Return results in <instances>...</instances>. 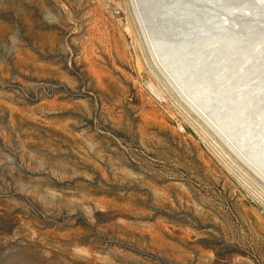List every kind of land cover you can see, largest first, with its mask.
<instances>
[{
    "label": "rangeland",
    "instance_id": "obj_1",
    "mask_svg": "<svg viewBox=\"0 0 264 264\" xmlns=\"http://www.w3.org/2000/svg\"><path fill=\"white\" fill-rule=\"evenodd\" d=\"M126 15L0 0V264H264V195L153 93Z\"/></svg>",
    "mask_w": 264,
    "mask_h": 264
},
{
    "label": "bare ground",
    "instance_id": "obj_2",
    "mask_svg": "<svg viewBox=\"0 0 264 264\" xmlns=\"http://www.w3.org/2000/svg\"><path fill=\"white\" fill-rule=\"evenodd\" d=\"M124 4L150 89L264 195V0Z\"/></svg>",
    "mask_w": 264,
    "mask_h": 264
},
{
    "label": "water",
    "instance_id": "obj_3",
    "mask_svg": "<svg viewBox=\"0 0 264 264\" xmlns=\"http://www.w3.org/2000/svg\"><path fill=\"white\" fill-rule=\"evenodd\" d=\"M260 21V25L264 26V15H260L259 19H257Z\"/></svg>",
    "mask_w": 264,
    "mask_h": 264
}]
</instances>
